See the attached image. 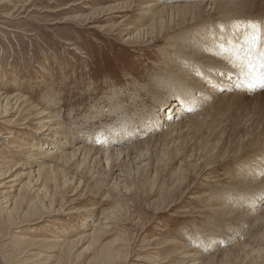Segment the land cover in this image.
<instances>
[{
    "label": "rangeland",
    "instance_id": "obj_1",
    "mask_svg": "<svg viewBox=\"0 0 264 264\" xmlns=\"http://www.w3.org/2000/svg\"><path fill=\"white\" fill-rule=\"evenodd\" d=\"M144 1L146 0H0V97L1 95L16 96L15 99H24L16 105L12 102L11 106L6 108L7 110L0 105V158L2 160L5 158L7 161H15L14 158L28 156L32 137L39 129L36 124L38 112L44 109L48 111H43V113L46 112L45 115L48 113L47 115L53 116L59 110L60 129L62 130V126L64 129L60 130L61 134L64 133L61 137L62 142L69 139L68 142L71 143L67 148H75L78 144L86 148L99 149L102 153H107L109 148H113L103 146L101 142L93 138L95 136L93 134L97 130H102L103 127L108 129L114 124V110L117 111L118 100L131 107H128L131 112L125 110V113L128 112L130 115L137 114L139 109L143 108V106L134 105L139 98L144 99L145 105H148L151 111H158L157 113L160 114L159 106H154L152 94L144 90V85H149L150 77L159 69L165 70L161 51L165 48V41L162 39L167 36L161 37L160 43L151 46H148L144 38L132 39L141 22L139 8ZM175 2L181 4V0H167L163 6L170 9ZM128 5H131L133 9L128 8ZM254 5L257 6V10H260L259 0L255 1ZM213 18H219V14L214 13ZM168 32L170 33V30ZM174 33H179V30H172L169 35ZM209 88L212 89L211 86ZM134 97H136L135 100ZM255 102L261 105L255 104L254 107ZM241 103L244 104L246 112L242 110L243 107L241 111L249 115L247 117L249 125L256 127L261 122V128H259L263 132L262 110L264 108L259 110V107L264 106V90L250 92V95L244 96ZM195 112L190 113L189 116ZM251 112L258 114L254 117ZM250 114H252L251 117ZM259 115L263 119L259 118ZM175 118L177 120V116ZM189 120L187 117L181 118L183 121L181 130L177 128L172 134L174 136L167 137V140L166 138L158 139L159 144L154 142L155 144L147 150L151 152L144 151L145 155L136 149L137 143L131 138L124 144L132 150L123 155L124 166L120 164L125 172L121 171L119 166L114 167L115 175L111 178L109 187H105V194H112L111 199L104 198V195L98 193L99 190L95 187L93 190L92 186L86 189L84 185L87 180L82 178L85 167L80 171L78 168L76 171L75 168L72 169L76 175H79H77L78 179L84 180L81 186H75L70 182L67 186H63L64 181L61 176L58 177L57 183H60L58 188L53 184L48 185L49 199L41 200V204L44 203L46 207L44 211L40 206L35 212L33 211L34 214L31 211L29 214L25 212L24 215L23 211H20L23 214L17 211V216L9 219L6 212L8 208L0 195V255L4 263L12 264L10 258L12 256L18 262L31 258L46 264H86L85 262L90 260L93 254L83 253L80 245L75 246L78 256L68 260L66 255L57 263L54 260L55 257H51L56 256V253L51 254V251L45 248L48 246H43L39 241L46 237L48 245H53L52 242L65 228L72 231L74 228H71H76L86 217L91 221L92 217L89 215L96 213L93 214L91 210L99 207V213L105 211L108 216L104 213L101 216L98 213L95 217L107 225L106 228L98 230L100 233L98 237L101 244L114 245L112 249L114 252L110 250V256L105 252L103 258L109 261L102 258L97 261L98 264H179L178 253L170 254L168 248L171 246L165 245V242L172 241L181 246L184 239L193 238L199 230L201 235L203 232H211L209 229L214 226H207V220L212 215L211 210L202 208L209 204L206 200L221 201L219 187L226 181L222 173L228 168L220 159L213 164L209 161L202 163L203 151L199 152L200 143L203 138H208L209 134L205 132L202 135L203 138L201 135L194 137L190 131L191 121ZM70 121L75 123L72 124ZM70 123L73 126H70ZM215 131L213 134L218 133L217 130ZM83 133L85 134L82 135ZM71 134H75V138L73 135L70 137ZM86 136L88 141L85 140ZM263 136L264 134L261 135L262 138L259 137L260 142H262L261 139L264 141ZM233 137L234 135L231 138ZM94 139L96 141H93ZM162 140L165 145H162L164 144ZM169 142L172 143L169 144ZM115 145L121 144L114 143L113 147L117 148ZM169 145L174 149L180 145L183 152L179 153L185 156L187 162L184 160L181 165L180 159L175 158L171 161L172 163L164 164L159 160L161 150ZM198 156L201 157L198 158ZM198 161L201 162L199 165ZM104 163L100 166V176L108 173ZM124 163L129 165L125 166ZM1 164L0 162V185L7 178L4 177L7 167ZM95 169L97 173V168ZM172 169L176 171L175 173L180 172L175 174ZM28 170L15 167L9 171L8 176L14 179L18 173L26 174ZM14 182L11 185L14 186L13 188L4 187L0 192L5 193L6 197L11 195L12 203L18 198L20 192L25 200L19 199V205L22 202L23 204L18 207L26 209V204L34 201V195L28 188L21 189L27 182V177L20 175ZM114 182L118 183L119 189L110 188ZM87 184L92 183L88 181ZM232 201L233 199H229L227 203ZM15 234L19 237L27 236L35 241L33 246L28 247L30 250L25 247L29 239L25 241L24 251L29 252L23 257L21 255L16 257L17 251L11 244L12 236ZM201 243L194 242L198 249L201 246L209 248L207 243ZM220 249L226 250L224 245L216 243L215 247H212V254L221 251ZM93 253L97 255L96 251ZM206 255L207 253L199 254V257ZM249 256L236 264H264V259L260 261V258L256 260ZM225 259L226 263L222 264H232L231 258L225 257ZM213 264L221 263L216 261Z\"/></svg>",
    "mask_w": 264,
    "mask_h": 264
},
{
    "label": "bare ground",
    "instance_id": "obj_2",
    "mask_svg": "<svg viewBox=\"0 0 264 264\" xmlns=\"http://www.w3.org/2000/svg\"><path fill=\"white\" fill-rule=\"evenodd\" d=\"M166 1L167 0H146L142 3V7L139 8L141 22L138 25L139 27L136 28V33L132 38L133 40L144 38L148 46H151L160 43L159 39H162L161 37L167 36L165 39H162L165 41V48L161 51L165 70L159 69V67V71L150 77L149 85H144V90L146 89L148 94H152L154 106H159L160 114L157 113L158 111H151L149 106L145 105L144 99L138 97L139 100L137 99V102L134 101L136 102L134 105L143 106V108H138L139 111L136 114V107V111L134 112L136 115H130L128 112L125 113V110H129L131 107L118 100L117 111L113 109L115 112V118L113 119L114 124L108 129L103 127L102 130H97L95 134H93L95 135L93 138L101 142L103 146L113 148H109V152H104V154L100 152L99 149L86 148L77 143L75 148L71 146V148H67L71 143L68 142L69 139L67 141L63 139L65 141L62 142L61 137L64 133L61 134L60 132L64 129L63 126L62 130L60 129V120L58 121L60 117L59 110H57V114L55 113V116H53L47 115L48 113L45 115L44 113L48 111L41 109L42 112H38L36 120L39 129H37L38 131H36L35 136L32 135L33 141L30 143L31 149H29L30 152L28 156L14 158L15 161H7L5 158H3V160L0 158L1 165L7 167V169L4 168L6 173L4 177L7 178H5L3 183L1 182L0 190L4 187L13 188L14 186L11 185L15 183L14 181H17V177L25 175L27 177V182L21 189L28 188L30 190L29 192L34 195V201L26 204V209H24V207L20 209V207H18L19 199H24L20 192L17 196L18 198H16L13 203L10 199L11 195H7L6 197L5 193L0 192V195L3 197L2 200L3 202L5 201L4 203L8 208L6 209L7 216L9 219H13V217L15 218L17 216V211H23L24 215L25 212L29 214L31 211L32 214H34L33 211L35 212L39 206L42 210H46V207L43 205L44 203L41 204V200L48 198L47 194L50 192H48L49 184H53L56 188L59 187L60 183H57L60 178L59 176L63 178V186H67L69 182L74 183L75 186H81L84 180L78 179L79 175L77 174V176L72 171L73 168H75V171L78 169L80 171L81 168L85 167L82 178L92 183L87 184V182H85L86 184L84 186L86 189L92 186L93 190L95 187L99 190L98 193L104 195H102L104 198L111 199L112 194H105V187H109V182L113 175H115L114 167L119 166L120 168V164L123 165V155L126 152L128 153L129 150H132L125 147L124 144L131 138L137 143L136 149L144 154V151L151 148V145L155 144L154 142H158V139L164 138L163 140H165L166 138L167 140V137L170 138L174 136L172 134L175 133L176 129L183 127L181 118L187 117V119L191 121L190 131H192L194 137L197 138L198 135L202 137L205 132L209 134L206 139L203 138V136L200 143L201 150H199V152L203 151L202 157L200 156L202 158V163L204 164L206 161H209L213 164L220 159L225 164V167L227 166L228 168L226 167L227 169L222 173L226 181L220 185V192L216 190L218 193H221V201L214 199L206 200L207 204H209L202 208L211 210L212 215L207 220V226H214L209 229L211 232H203V235H201L199 234V232H201L199 230L193 238L187 237L184 239V243H182L181 246L178 245V243L174 244L172 241L165 242V245L171 246L168 248L170 249L169 253H178L180 257L179 264H213V262L216 261L222 264L227 261L225 257L227 259L231 258L232 262L230 263L236 264L244 261L250 254L253 255L249 257L256 258V260L260 258L261 261L264 259V141L261 139L262 142H260L259 137L264 134V130L262 132L260 129L261 122H259V125L255 123L257 124L256 127L250 126L247 119L249 115L243 112H246V110L241 100H243L245 95H250V92L244 90L245 88L242 86H237L239 84V70L233 67V46L241 43V38L247 30L249 22L257 20L264 21V0H259V3L263 6H260V10H257L258 8L256 5L258 4L254 5V2L258 0H181V4L180 2H175L170 9L164 7ZM182 4L184 5L181 6ZM128 8H131V5H128ZM131 9H133V7ZM214 13H218L219 18H213ZM204 16H206L207 19ZM169 30L170 33L168 32ZM172 30H179V33L169 35ZM221 45H223V47H221ZM210 86L212 89L209 88ZM14 97L1 95V107L6 109L11 106L12 102L16 105L18 102L21 103V100H24L21 98L15 99ZM135 98L136 97H134V100ZM115 102L117 101L115 100ZM255 104L258 105L259 103L257 104L255 102L253 104L254 107ZM250 107H252V105ZM241 108L244 110L241 111ZM262 108H264V106H260L259 110ZM252 109L253 107L251 111ZM263 110L262 112L264 114ZM43 111L46 112L43 113ZM194 111L196 112L192 116H189L190 113ZM247 111L249 110L247 109ZM249 112L247 113L249 114ZM253 112L255 111L253 110ZM257 114L253 116L255 117ZM263 114L261 115L263 116ZM251 115L252 114H250V117ZM176 116L177 120L175 118ZM259 118L263 119L260 115ZM262 119L261 121L263 122ZM70 122L72 123V121ZM71 123L70 126H73L72 124L75 122ZM67 128H65V130ZM213 130H217L218 133L213 134ZM74 132L76 134V131ZM231 132L232 134H230ZM145 133L146 135L144 136ZM84 134L85 133L82 135ZM228 134H230L229 137ZM72 135L73 134H71L70 137ZM233 135L234 137L236 136V138H231ZM85 138V140L88 141V137L86 136ZM95 139L93 141H96ZM79 140L81 141L82 139ZM163 140L162 143H164ZM114 143L121 145H115L117 148H114ZM171 143L169 142V144ZM158 144L156 143V145ZM162 145H165V143ZM158 151L156 152L158 153ZM179 152H183L180 149V145L175 149L170 147V145L165 146L163 150H161L159 160L167 164L168 162L174 161L175 158H179L182 165L185 156ZM200 157L198 156V158ZM199 161L198 165L201 163ZM102 162L105 164L106 170H108V173L104 174L105 177L100 176L101 172L99 170L100 166L103 164ZM188 164L191 165L189 162ZM126 165L129 164H125V166ZM15 167L29 170L26 174L18 173L15 175V180L10 179V176H8V174L10 175L9 171L13 170ZM95 168H97V173ZM120 169L125 172V169H122V167ZM68 170H70V172ZM128 170L131 169L128 168ZM178 172L180 171H177L175 174H178ZM84 175L85 177H83ZM101 184L105 186L102 187ZM110 188H115V190L119 189L118 183L114 182ZM92 190H90L91 193H93ZM229 199H233V201L227 203ZM49 201L52 202L51 200ZM22 204L23 202L19 206H22ZM99 209L98 207L91 210L93 214L96 212L94 215H89V217H92L91 221H89L90 218L86 217L80 221V224H78L76 228L72 227L71 229L74 228L72 231H68V228H65L61 235H58L59 237H56L52 242L53 245H48L47 240H45L46 237L43 238V240L42 238L40 239L41 241H39V243H42L43 246H48L45 248L51 251V254L56 253V256H51L55 257V259L52 258V260L54 259L58 263V260L60 262V260L64 258L63 256L67 255L68 260L73 259L74 256H78L76 255L77 251L75 252L76 245L81 246L83 253L93 254L90 256L92 258H89L90 260L85 262L86 264H98L97 261L99 259L102 260L105 252L110 256V250L113 251L114 245L108 244V246H105L100 243L98 237V234H100L98 230L107 227L105 223H102V220L95 219L99 213ZM21 213L22 212H20V214ZM103 213L106 214L105 211H101V214H99L102 216L104 215ZM94 222L98 223L96 224ZM60 232L59 230V233ZM27 239H29L27 236L19 237V235L17 236L16 234L12 236L11 244L17 251L16 257L19 255L23 257L29 252L26 253L23 246ZM241 239H244V241L240 242ZM27 241H29L25 246L27 249L35 244L33 239ZM195 241L198 244L201 242L207 243L209 248L207 249L201 246L198 249L196 248L197 245L194 244ZM216 243L224 245L226 250L220 249L221 251L212 254V247H215ZM94 251L97 252V255L93 253ZM205 253H207L206 256L199 257V254L205 255ZM10 258L13 262L12 264H46L36 259L31 260V258L24 259L20 262L15 261L12 256H10ZM104 260L109 261L107 259ZM0 264H5L1 255Z\"/></svg>",
    "mask_w": 264,
    "mask_h": 264
},
{
    "label": "snow or ice",
    "instance_id": "obj_3",
    "mask_svg": "<svg viewBox=\"0 0 264 264\" xmlns=\"http://www.w3.org/2000/svg\"><path fill=\"white\" fill-rule=\"evenodd\" d=\"M233 48V67L239 70L237 86L249 92L264 90V21L249 22L241 43Z\"/></svg>",
    "mask_w": 264,
    "mask_h": 264
}]
</instances>
